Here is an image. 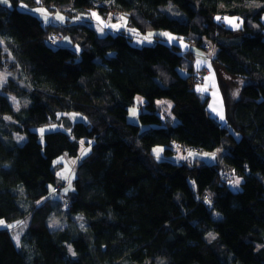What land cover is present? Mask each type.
Masks as SVG:
<instances>
[{
    "label": "trees",
    "instance_id": "obj_1",
    "mask_svg": "<svg viewBox=\"0 0 264 264\" xmlns=\"http://www.w3.org/2000/svg\"><path fill=\"white\" fill-rule=\"evenodd\" d=\"M35 7L69 16L43 24ZM84 11L106 28L76 19ZM217 16L239 18L240 33ZM120 17L142 34L165 31L199 47L210 39L212 61L245 81L226 101L224 120L209 112L180 45L158 35L135 44L110 25ZM0 41V70L19 73L0 87V219L29 214L19 247L0 227V264H264V0H9L0 3ZM138 97L134 123L127 116ZM157 100L170 102L168 114ZM58 111L86 118L40 141L33 127L57 121ZM85 138L90 151L76 164L64 207L51 196L64 185L52 163L75 156ZM218 148V161L167 159L178 149ZM236 175L241 188L233 191ZM53 217L62 225L51 226Z\"/></svg>",
    "mask_w": 264,
    "mask_h": 264
},
{
    "label": "rangeland",
    "instance_id": "obj_2",
    "mask_svg": "<svg viewBox=\"0 0 264 264\" xmlns=\"http://www.w3.org/2000/svg\"><path fill=\"white\" fill-rule=\"evenodd\" d=\"M23 8L28 9L25 6H23ZM41 9H43L44 12H41L40 11ZM165 9L170 12V15L177 16V17H180L179 15H181L180 11L177 10V8L172 6V5L166 6ZM30 11L35 13L38 17H40L43 24H50L51 22H53L52 20H54L55 22H63L61 20L56 19L57 14L64 17V19L67 16H69L67 13H64L62 11H59V10H53L52 11V10H49L45 7L31 8ZM93 12H95V11H84L83 12V13H85V14H83L84 17H81V15H80L79 17H76V19H78V18L79 19L80 18H82V19L89 18L94 23L97 22L96 25L98 28H106V24L104 23L105 21H103V19L96 12H95L96 16L99 17V19L92 16L91 13H93ZM45 14L48 17L47 21L44 18ZM114 16L118 17V15H116V14ZM229 18H236L237 23L241 22V20L237 17H229ZM109 23H110V25H112V24L116 25V27L118 29L125 28L127 30V32L132 36V41L135 44L150 43L153 39H155V36L158 35L168 43H175V44L180 45L181 51L183 53L190 55L189 61L192 63V65L193 64L195 65L196 69L194 72V77H195V81H196L195 86H196L197 90L201 89V90H198L200 92V94L209 98V100H208L209 112L211 113V115L218 118V120H221L220 115H219L220 113H222L223 116L225 115V103H226V101H228V99L234 100L239 94L241 85L245 82L244 80H242L240 78H237V77H234V76L227 74L222 69V67H220L219 65H217L216 63H214L212 61L214 53L216 51V47L214 46L213 42L206 37L202 39L201 44L203 46L199 47L196 45V42L192 38L178 37L176 35L170 34L169 32H165V31L152 30V31H149L147 33L142 34L140 32H137L135 29L127 27L124 19L118 20L115 23L112 21H109ZM224 25L229 30H231L233 32L232 34H234V35L239 34L240 30L242 28V23H240V27L238 29L232 27V25H230L226 21H224ZM132 30H134V31H132ZM150 33L152 35L149 37ZM161 33H168V34H170V36L174 37L175 39L169 40V38L167 36L161 35ZM145 37H149V39H145ZM60 39H61V36L58 37V40H60ZM0 74H3L5 77L4 81L0 82V87H1L2 84H4L6 82V80L10 77H13L15 80L18 79L19 73L14 72V74H13L8 69H2V70H0ZM8 98H9V101L11 102L12 106L15 109L20 108L21 103L19 100H17L16 98L13 99L14 97L9 96V95H8ZM138 98L135 99V105L130 107L129 113L127 116L128 121L134 122V123H139L138 114L143 109V107L140 106V104L143 102V100H142L143 98H140L139 100H138ZM156 104L159 105V108H160V111L162 114H166V113L168 114V108H169L170 102L165 101V100H157ZM132 109L136 110L135 116H133L131 114ZM72 114H77V115L75 117H73ZM81 117L86 118L83 114H81L79 112L58 111L57 112V121H52V122L45 123V124L40 125V126L33 127V130H35L38 133L39 140L42 141L43 135L41 134L40 129L45 130L43 132V134L45 132L54 131V130L68 131L69 130V124L72 122H75V121H80L79 119ZM4 118H5L6 122L13 121L9 116H4ZM223 120H221V121H223ZM53 126H55V127H53ZM141 129H144V126H142ZM19 137H22V136H20L18 134H14V138L18 141H21L23 139V137H22V139H18ZM81 141L84 142L83 145H81ZM91 143H92L91 138L81 139V140H79V148H78L77 154L75 156H69L66 154H62L53 160L52 168L55 172L57 182L58 183L64 182V185L61 188L60 192H58L57 194L51 192V196L53 199H60L61 201H63L64 207L67 206V204H68L67 194H69L71 191H73L72 182H73L74 177H75L76 164L89 153ZM82 148L88 149L86 154L82 155ZM154 149H161V148L160 147H154ZM221 152H222V148H218L212 152H205L203 154H195L194 153L195 155L193 154L190 156L188 152L182 151V149H178L176 152V155L167 156V159H169L171 161L178 160V159L192 161L198 157V158L204 159L206 161H218L220 158ZM153 153H154V151H153ZM161 153H162V151L159 153V158L162 157ZM213 153H215L214 158L211 155ZM205 154H208V155H205ZM154 155L157 158V155L155 153H154ZM159 158H157V159H159ZM165 158H166V156H165ZM237 179L240 181V183L242 182V177H240L238 175H236L233 179L228 181L229 187L233 191H238L241 188L240 183L238 185L233 183V181H235ZM69 182H70L71 186H69ZM64 197H66V198H64ZM0 220L4 221V225H0V227L8 228L7 225H15V227H12L9 229H11L13 231V237H15L16 235H19V237H20L22 232H23L24 227H26V225L28 224L29 214H27L22 220L15 221L14 223H7L4 219H0ZM21 221L23 222V224L17 223V222H21ZM50 224L53 227H57V226L62 225L61 220L57 219L55 217H53L50 220ZM210 233L214 237H216V233L214 231H211ZM207 238L212 239L209 236V233L207 235Z\"/></svg>",
    "mask_w": 264,
    "mask_h": 264
},
{
    "label": "snow or ice",
    "instance_id": "obj_3",
    "mask_svg": "<svg viewBox=\"0 0 264 264\" xmlns=\"http://www.w3.org/2000/svg\"><path fill=\"white\" fill-rule=\"evenodd\" d=\"M0 3L8 4V3H9V0H0ZM40 11H41V12H44L43 9H41ZM91 15L94 16V17H96L97 19H99V17L96 16V13H95V12L91 13ZM44 18H45V20L47 21L48 17H47L46 14H45ZM56 19H57V20H61V21H63L64 18H63L62 16H60L59 14H57V15H56ZM120 19L123 20L124 17H120ZM216 19H217L218 21L221 20V19H223L224 21H226L227 23H229L230 25H232V27H234V28H236V29H238V28L240 27V23H242V21H241L240 23H237V22H236V18H229V17H223V18H221L220 16H217ZM112 27H116V25H112ZM132 31H134V30H132ZM151 35H152V34L150 33V34H149V37H150ZM161 35L167 36V37L169 38V40L175 39L174 37L170 36V34H168V33H161ZM149 37H145V39H149ZM0 43H2V41H0ZM198 63H199V62H198ZM4 79H5L4 75H3V74H0V82H3ZM198 90H201V89H198ZM13 99H15V98H13ZM139 99H140V98H138V100H139ZM141 102H142V101H141ZM161 103H162V102H161ZM131 114H132L133 116H135V115H136V110H135V109H132V110H131ZM72 115H73V117H75L77 114H72ZM219 115H220V119L223 120V119H224L223 114L220 113ZM53 127H55V126H53ZM44 131H45L44 129H40V132H41L42 135H43V132H44ZM18 139H22V137H19ZM83 143H84V142L81 141V145H83ZM87 151H88V149H83V148H82V155H83V154H86ZM153 151H154V153L157 155V158H159V153L162 151V149H154ZM189 155L191 156V155H193V153L189 152ZM205 155H208V154H205ZM211 155L213 156V158L215 157V153H213V154H211ZM233 183L236 184V185H238V184L240 183V181L237 179V180L233 181ZM69 186H71V185H70V182H69ZM17 223H18V224H23L22 221H21V222H17ZM0 225H4V221H3V220H0ZM7 227H8V228H12V227H15V225H7ZM82 227H83V225H82ZM209 236H210L211 238H213V239L215 238L211 233H209ZM14 239L16 240L17 246L19 247V246H20V244H19V235H16V236L14 237ZM70 251H71V249H70ZM72 254L75 255L74 252H73Z\"/></svg>",
    "mask_w": 264,
    "mask_h": 264
},
{
    "label": "built area",
    "instance_id": "obj_4",
    "mask_svg": "<svg viewBox=\"0 0 264 264\" xmlns=\"http://www.w3.org/2000/svg\"><path fill=\"white\" fill-rule=\"evenodd\" d=\"M226 179H228V178H231L232 177V174H225V175H223ZM59 189V187L57 186V187H55L54 188V191H57Z\"/></svg>",
    "mask_w": 264,
    "mask_h": 264
},
{
    "label": "crops",
    "instance_id": "obj_5",
    "mask_svg": "<svg viewBox=\"0 0 264 264\" xmlns=\"http://www.w3.org/2000/svg\"><path fill=\"white\" fill-rule=\"evenodd\" d=\"M80 119H82V117Z\"/></svg>",
    "mask_w": 264,
    "mask_h": 264
}]
</instances>
